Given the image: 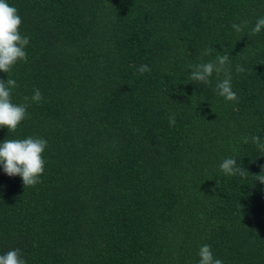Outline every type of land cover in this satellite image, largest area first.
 Returning <instances> with one entry per match:
<instances>
[{"label":"trees","instance_id":"16d2710c","mask_svg":"<svg viewBox=\"0 0 264 264\" xmlns=\"http://www.w3.org/2000/svg\"><path fill=\"white\" fill-rule=\"evenodd\" d=\"M6 2L29 43L0 81L14 79L12 103L28 106L15 132L0 127V143L47 146L35 186L0 165V255L199 264L207 244L222 264H264V152L251 142L264 143V28L253 31L264 0ZM225 54L235 101L217 94L224 73L207 86L189 79ZM37 89L43 99L25 101ZM226 158L243 177L221 171Z\"/></svg>","mask_w":264,"mask_h":264},{"label":"clouds","instance_id":"9594fccd","mask_svg":"<svg viewBox=\"0 0 264 264\" xmlns=\"http://www.w3.org/2000/svg\"><path fill=\"white\" fill-rule=\"evenodd\" d=\"M21 17L17 9L10 6L6 0H0V72L8 73L18 62H26L27 55L25 46L29 43V37L22 35L19 31ZM236 32L243 30L242 25L233 24ZM264 28V17L257 20L253 31L259 33ZM213 49H205L202 55H209ZM228 55H219L215 62L200 63L191 66L189 79L193 82L207 86L211 83L210 77L215 72L224 73L225 78L216 84L217 94L226 101H235L236 93L232 90L231 76L228 72ZM137 71L141 74L149 71L148 65H141ZM237 72H242L243 68L239 65ZM16 87L14 79L0 81V127L7 128L9 133L16 131L18 125L26 118L27 104L16 105L11 101V89ZM40 102L43 99L41 92L34 90L33 95L25 97V101ZM169 123L175 124L174 115L169 117ZM248 142V138H244ZM251 142L257 144L261 152H264V143H261L258 136L251 137ZM47 146V142L42 138L28 137L25 139H6L0 143V165L8 176H19L22 179L24 187L35 186L40 182V176L43 174L45 161L42 157ZM237 161L234 158H226L219 165L221 171L227 175L239 174L242 177L246 172L241 167H236ZM260 184H264V168L261 173L255 176ZM199 264H222L219 259H214L210 246L205 244L198 251ZM0 264H26L22 258L19 249L9 250L0 255Z\"/></svg>","mask_w":264,"mask_h":264}]
</instances>
